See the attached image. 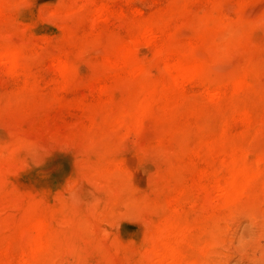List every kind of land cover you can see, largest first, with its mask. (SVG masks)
<instances>
[{
    "label": "rangeland",
    "instance_id": "obj_1",
    "mask_svg": "<svg viewBox=\"0 0 264 264\" xmlns=\"http://www.w3.org/2000/svg\"><path fill=\"white\" fill-rule=\"evenodd\" d=\"M217 12L239 31L225 34ZM163 18L185 24L188 55L223 54L225 77L260 72L241 89L196 79L169 87L173 104L118 130L117 116L137 114L149 81L110 70L109 58L135 43L159 78L160 41L137 32ZM224 35L231 45L218 48ZM10 47L22 53L18 72L0 66V264L23 262L39 215L51 216L56 240L31 264H161L152 244L174 218L185 220V264H264V166L231 195L218 184L235 167L225 152L253 163L247 152L264 147V0H7L0 49ZM57 55L76 63L71 86ZM105 82L110 95L95 87Z\"/></svg>",
    "mask_w": 264,
    "mask_h": 264
},
{
    "label": "bare ground",
    "instance_id": "obj_2",
    "mask_svg": "<svg viewBox=\"0 0 264 264\" xmlns=\"http://www.w3.org/2000/svg\"><path fill=\"white\" fill-rule=\"evenodd\" d=\"M7 0H0V12L4 9ZM103 13L106 11L105 6L101 5L98 9ZM215 23L224 28L225 34L235 33L239 31V27L230 24H225L218 16ZM214 24L211 21V25ZM139 39H145L149 43L159 42L155 53L164 61L165 66L163 74L159 78H153L149 73V68L152 63L150 60L141 58L135 54L136 44L123 47L119 54L109 58L107 67L114 72H123L125 74L137 75L149 81L142 87L140 98L135 106L137 114L124 113L119 114L115 120L118 130L128 131L129 129L141 128L142 119L140 115L147 113L155 104L162 103L164 106H169L174 103L169 95V87H180L188 80H200L203 85L210 87L217 84L233 83L235 89L244 88L250 83L257 73L260 72L258 67L250 66L243 76L229 79L218 71V62L223 59L224 55H218L213 48L205 50H197L194 54L188 55L185 52V42L181 41V37L185 36V24H170L168 18L162 20L144 22L137 32ZM233 34H229L232 37ZM225 44V46H223ZM218 48L231 45V39L225 40V35L222 39L215 43ZM205 44L204 47H208ZM22 51L18 48H3L0 49V66L9 73L18 72L21 64ZM56 66L59 73L64 79L65 85L71 86L73 76L76 72V63L66 55L56 56ZM214 66V67H213ZM217 68V69H216ZM102 93L110 95L114 90L112 83H98L95 86ZM250 115L249 111L245 112ZM132 115H135L132 117ZM264 128V125L262 126ZM181 150L185 151V143L179 142ZM244 152V151H243ZM225 158L230 166H235L231 175L227 178L218 180L219 186L223 187L226 195H231L238 191L239 185L245 188L256 177L262 174L255 170L256 166H264V147L261 149L253 148L247 153L255 155L253 163H248L247 155L244 153L237 155L236 151L225 152ZM251 167V171L250 168ZM244 173V174H242ZM185 198V190L182 189L177 196V200ZM14 202L12 203V205ZM185 232V220L181 218L167 219L160 229L158 237L152 244V249L157 255L161 264H185V251L182 246L180 234ZM56 234L53 230V220L51 216L39 215L33 220V232L30 234L27 244L28 250L25 253V258L21 264H31V260L41 257L48 251L54 241ZM164 259L168 263H164ZM186 264H198L197 260L188 261Z\"/></svg>",
    "mask_w": 264,
    "mask_h": 264
}]
</instances>
